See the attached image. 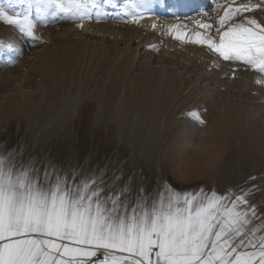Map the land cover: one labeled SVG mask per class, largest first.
<instances>
[{"label":"rangeland","instance_id":"374dc122","mask_svg":"<svg viewBox=\"0 0 264 264\" xmlns=\"http://www.w3.org/2000/svg\"><path fill=\"white\" fill-rule=\"evenodd\" d=\"M182 1L0 0V10L27 15L41 28L25 32L19 53H0V159L41 179L47 171L50 182L95 180L105 194L122 192L130 203L215 193L230 207L243 195L245 238L258 240L264 71L191 41L203 32L218 42L228 24L245 17L264 24V8L220 28L229 6L261 0ZM79 3L88 5L87 15L76 11ZM133 3L142 7L130 9ZM151 16L167 30L138 24ZM194 16L213 28L196 25ZM1 23L11 33L21 30Z\"/></svg>","mask_w":264,"mask_h":264},{"label":"snow or ice","instance_id":"6c2138e0","mask_svg":"<svg viewBox=\"0 0 264 264\" xmlns=\"http://www.w3.org/2000/svg\"><path fill=\"white\" fill-rule=\"evenodd\" d=\"M75 8L87 15L86 3ZM259 8L264 0L229 6L219 15V26ZM0 19L34 35L27 15L0 10ZM176 35L188 39L186 32ZM191 42L206 44L226 61L264 71V24L255 18L228 24L218 42L203 32ZM226 199L173 192L166 199L130 203L122 192L105 194L95 180L73 185L57 176L50 182L47 171L41 179L35 171L17 172L0 159V264H264V237L245 238L248 201L237 196L229 207ZM238 203L245 209H238ZM98 254L102 258L93 261Z\"/></svg>","mask_w":264,"mask_h":264},{"label":"bare ground","instance_id":"6f19581e","mask_svg":"<svg viewBox=\"0 0 264 264\" xmlns=\"http://www.w3.org/2000/svg\"><path fill=\"white\" fill-rule=\"evenodd\" d=\"M202 2H204V0H196V3H198V4L199 3L201 4ZM195 4L193 3V4H190V6H188V8L192 7L191 10L188 11V13H190L193 10V7L195 6ZM188 8H185V9L188 10ZM204 15L206 16L207 14L205 13ZM191 20L193 22H195V24L198 25V26H200L197 23L198 21L204 23V20L201 19L200 17H195L194 16V18L191 19ZM138 24L143 26L146 29H147V27H149L151 29H155L156 31H160L162 33L167 30L166 27H164L165 26L164 23H161L158 20V18H153L152 16L151 17H146V18H141ZM34 25H35V29L36 30L38 29V30L41 31L40 25H37V24H34ZM154 25H155V27H154ZM24 35H25V32H23L21 30H19L18 32H15V33H11V29L7 25H4V24L1 23L0 24V53L3 52V51L9 52L10 54L19 53L20 49H21V46H22L21 40L24 37ZM40 35H41V32H40ZM9 46H11V48H9ZM1 73H4V72L0 71V74Z\"/></svg>","mask_w":264,"mask_h":264},{"label":"crops","instance_id":"0c3cea01","mask_svg":"<svg viewBox=\"0 0 264 264\" xmlns=\"http://www.w3.org/2000/svg\"><path fill=\"white\" fill-rule=\"evenodd\" d=\"M100 258H102V256H100V254H98V256L96 258H92V259H93V261H95L96 259H100Z\"/></svg>","mask_w":264,"mask_h":264}]
</instances>
